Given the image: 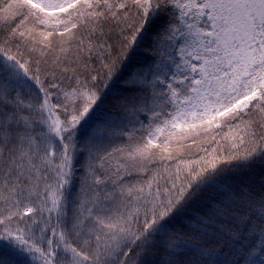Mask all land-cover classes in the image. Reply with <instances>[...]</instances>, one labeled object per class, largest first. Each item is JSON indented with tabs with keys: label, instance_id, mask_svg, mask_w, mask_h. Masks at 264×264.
<instances>
[{
	"label": "snow or ice",
	"instance_id": "1",
	"mask_svg": "<svg viewBox=\"0 0 264 264\" xmlns=\"http://www.w3.org/2000/svg\"><path fill=\"white\" fill-rule=\"evenodd\" d=\"M0 264H264V0H0Z\"/></svg>",
	"mask_w": 264,
	"mask_h": 264
}]
</instances>
